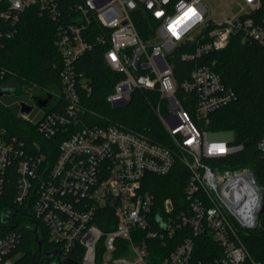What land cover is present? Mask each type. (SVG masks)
<instances>
[{"label":"built area","instance_id":"obj_1","mask_svg":"<svg viewBox=\"0 0 264 264\" xmlns=\"http://www.w3.org/2000/svg\"><path fill=\"white\" fill-rule=\"evenodd\" d=\"M221 1L228 2L226 10L213 16L206 0H0L6 8L0 20L8 25L0 28V40L13 35L29 8L56 24L59 109L42 111L36 126L46 139L58 133L63 137L51 163L43 154L19 161L15 195L21 204L32 200L30 213L55 246L56 263L74 255L80 264H259L251 260L238 233L241 225H257L260 193L255 177L246 169L221 171V163H207L237 153L242 145H232L233 136L198 130L191 118H205L236 99L212 69L215 61L202 59L224 49L235 34L242 42L264 46L261 0ZM65 7L70 9L66 18ZM138 23L147 38L140 36ZM93 45L105 48L103 61L119 76L105 101L122 107L136 90L155 91L163 106L157 103L154 109L169 147L112 124L92 125L82 119L80 94L90 89L77 75L75 62ZM179 49L180 60L194 64L188 77L177 82L169 58ZM39 99L44 100L34 98L35 105ZM22 104L29 106L20 101L19 111ZM54 106L55 100L45 105ZM32 110L20 111V116L38 118H30ZM256 149L264 155V135ZM12 153L1 132L0 192ZM176 161L189 172L184 208L174 211L169 198L157 208L153 195L143 189L144 177L164 176ZM177 231L179 242L161 257L150 242L164 244ZM202 235L220 254L193 261L195 239ZM18 240L15 233L0 236V264H15Z\"/></svg>","mask_w":264,"mask_h":264},{"label":"trees","instance_id":"obj_2","mask_svg":"<svg viewBox=\"0 0 264 264\" xmlns=\"http://www.w3.org/2000/svg\"><path fill=\"white\" fill-rule=\"evenodd\" d=\"M68 8L65 7L62 17H67L70 12ZM4 9V4L0 2V11ZM259 12L264 13V0H261ZM0 28L8 29V25L0 20ZM137 28L142 38L148 37L141 23H138ZM55 32L56 24L51 19L40 15L37 8H29L21 15L13 35L0 40L2 96L14 91L18 94L17 89L22 87L32 88L36 93L50 92L55 106L41 110L48 113L59 109V101L55 97L60 91L61 58L54 45ZM89 38L92 39V36ZM104 50L102 46L93 45L75 62L77 75L86 80L90 89V93L80 94V103L85 110L82 119L92 125L112 124L139 134L152 144L169 147L170 138L155 113L157 103L163 106L155 91L136 90L130 101L122 107H112L105 101L119 76L106 67ZM181 51H175L169 58L177 82L188 77L194 64L193 61H181L178 57ZM207 59L215 61L212 69L220 76L222 83L235 92L236 99L205 118H191L198 130L209 133L231 132V144L242 145L237 153L217 161L208 159L207 163L212 165L218 162L230 170L248 169L264 189V155L256 149V142L264 135V46L256 42H242L240 35L235 34L224 49L210 54L202 62ZM6 88L12 91L5 93ZM41 116L32 121L25 120L18 115L16 106L7 107L0 102V133L11 142L13 149L1 184L0 236L15 233L19 237L13 253H20V257L15 264H32L39 255L42 257L45 252L55 250V246L47 240L44 225L30 213L32 200L22 204L15 200L19 161L43 154L47 155L51 163L57 153V144L63 137L58 133L54 138L46 139L39 134L36 123ZM188 177V170L176 161L164 176L146 174L143 189L153 195L157 208L169 198L174 211H178L184 208V188ZM34 231L41 242L40 248L34 240ZM238 233L251 260L264 264V213L259 217L256 230H239ZM179 240L180 232L177 231L166 243L151 241L150 245L164 257ZM213 253L219 255L220 251L208 236L202 235L195 239L193 261L209 259ZM73 256L70 255V258L80 264Z\"/></svg>","mask_w":264,"mask_h":264},{"label":"rangeland","instance_id":"obj_3","mask_svg":"<svg viewBox=\"0 0 264 264\" xmlns=\"http://www.w3.org/2000/svg\"><path fill=\"white\" fill-rule=\"evenodd\" d=\"M206 2L208 3L210 9H211V13L213 14V16H218L220 15V13H223L227 7V4L228 2H220V0H206ZM224 3V4H223ZM225 9V10H224ZM232 11H230L231 13ZM233 13H234V10H233ZM19 91L18 94L14 92L8 94V95H3L1 98H0V102L2 104H5V106L9 107H14L16 106L18 108V115L20 116V111H19V106H18V103L20 101H23L24 103L28 104L29 106L33 107V110L31 112V115H30V118H32L34 115H41L42 114V110L41 108L37 107L34 103V98L36 97H39V98H42V99H46L48 103H50L51 101H53V94L50 93V92H45V93H34V91H28L25 87H22L21 89H17ZM211 136H217V137H221V138H226V137H231L233 136L231 132H217V133H211L210 134ZM210 166H217V164H210ZM219 169L221 171H225V170H228L230 171V169L228 168H224L222 165L219 166ZM243 170V169H241ZM247 171H249L250 173H252V171L246 169ZM254 176V175H253ZM257 182V181H256ZM259 226V218H258V221H257V228ZM256 228V229H257ZM48 240V239H47ZM19 254V257H20V253ZM18 257V258H19ZM98 264H101V263H98Z\"/></svg>","mask_w":264,"mask_h":264},{"label":"water","instance_id":"obj_4","mask_svg":"<svg viewBox=\"0 0 264 264\" xmlns=\"http://www.w3.org/2000/svg\"><path fill=\"white\" fill-rule=\"evenodd\" d=\"M1 96H2V92L0 91V97ZM46 103H47L46 99L45 100L39 99V100H37L36 105L39 108H44ZM30 110H31V107L23 105V104L21 105V110H20L21 113L27 114V113H29ZM253 183L255 185L256 191L260 193V204H259L257 211H256V216H257V218H259L260 215H262L264 212V189L259 187V185L257 184V182L255 180H253ZM256 226L257 225L252 226L249 224L248 225L244 224V225H241V229L245 232H252V231L256 230V228H257ZM34 233H35L34 240L37 243L38 248H40L41 242L38 240V235L36 234V231H34ZM56 255H57V253L55 250L50 251V252L45 254V256H50V258H54ZM32 264H34V260L32 261ZM57 264H78V263L73 261V260H70V259H63L61 262H59Z\"/></svg>","mask_w":264,"mask_h":264},{"label":"flooded vegetation","instance_id":"obj_5","mask_svg":"<svg viewBox=\"0 0 264 264\" xmlns=\"http://www.w3.org/2000/svg\"><path fill=\"white\" fill-rule=\"evenodd\" d=\"M12 90L10 88H6L5 93L7 92H11ZM35 102H37V100H35ZM46 254V252H45ZM45 254H43L42 257H40V255L37 257L36 261H34V264H54L55 263V259L54 258H50V256H45Z\"/></svg>","mask_w":264,"mask_h":264},{"label":"bare ground","instance_id":"obj_6","mask_svg":"<svg viewBox=\"0 0 264 264\" xmlns=\"http://www.w3.org/2000/svg\"><path fill=\"white\" fill-rule=\"evenodd\" d=\"M247 189H248V187H246V188L243 189L245 191V193H244L245 194V197L247 196V194H249V190H247ZM249 215H251V209H250Z\"/></svg>","mask_w":264,"mask_h":264}]
</instances>
